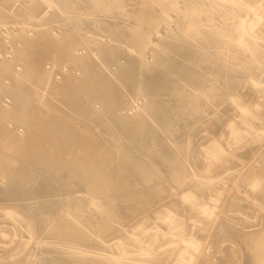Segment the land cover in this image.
Returning a JSON list of instances; mask_svg holds the SVG:
<instances>
[{"label":"bare ground","instance_id":"bare-ground-1","mask_svg":"<svg viewBox=\"0 0 264 264\" xmlns=\"http://www.w3.org/2000/svg\"><path fill=\"white\" fill-rule=\"evenodd\" d=\"M15 3L0 10V203L38 200L44 264H264V0ZM61 189L101 203L59 220Z\"/></svg>","mask_w":264,"mask_h":264},{"label":"rangeland","instance_id":"rangeland-1","mask_svg":"<svg viewBox=\"0 0 264 264\" xmlns=\"http://www.w3.org/2000/svg\"><path fill=\"white\" fill-rule=\"evenodd\" d=\"M12 2L15 3V0H0V10H3V5L4 7L7 8V13H10V9L13 4ZM245 2V0H232V5L234 7H232L233 9H236V7H239L238 5L240 3ZM179 3V2H178ZM11 4V5H10ZM181 4V3H179ZM15 5L17 6L18 3H15L13 5V9H15ZM17 8V7H16ZM23 16V15H22ZM173 17H169V18H164L163 21L160 22V25H164V23H167V26L169 28V30H165L162 29L161 31H159V36H163L166 33L172 34V36L176 35L177 29L176 27L173 25V21L172 19ZM24 18V16L22 17ZM170 20V21H168ZM172 23V24H171ZM27 25H29V22L25 19L21 20V23L18 24L17 26H19L20 29L23 30H27ZM97 26V25H96ZM8 27V26H7ZM0 28H3L0 25ZM92 31H96L95 29H92ZM263 33V32H261ZM149 35L152 36L154 35V32H149ZM226 39H233V46L236 47L237 50H239L241 48V46H245L247 44L246 38L243 37V30L242 28H240L238 31H233V30H229L226 33ZM92 36V34L90 35ZM262 38H264V33L261 35ZM153 39L150 38L148 39L147 45H148V50H152L153 48L150 46L153 43ZM5 43H8L7 41H3L0 43V45H4ZM222 43H220L219 45L221 46ZM186 47L183 46V48L181 49H185ZM214 49V48H213ZM147 50V51H148ZM211 52L213 53V50L211 49ZM84 53V52H80ZM94 54L96 52H93ZM0 57H1V53H0ZM48 69L50 67H47ZM20 68L18 67L17 70H19ZM67 70L64 69L63 72H66ZM258 72L257 70L254 71ZM79 73H77L78 75ZM57 79H59V76H56ZM263 80L262 77L255 79L256 85H259V83ZM6 85H9L8 82H6ZM36 98H40L42 100L43 96V92L41 90H37V92L34 94ZM228 97L227 100H232V98L236 97V93H228L226 95ZM7 96H5V98L2 100L3 103H9V100L6 98ZM45 99V97H44ZM233 101H235V99H233ZM139 103H134L132 104V106L128 109L127 114H134L136 112H138V108L137 105ZM208 112V111H207ZM101 125V124H100ZM10 128H12V124L8 125ZM102 126V125H101ZM104 126V125H103ZM19 132H22V130ZM108 132V131H105ZM207 134H205L206 136ZM204 135H202L201 137H199L198 139L202 138ZM196 140V139H195ZM106 146L103 147L102 150H106ZM101 150V152H103ZM100 152V153H101ZM115 154V152H113ZM261 155V154H260ZM257 161L254 160V162ZM239 171H238V170ZM231 170L233 172H231ZM229 172L233 173L231 175V177L229 178V180H227L226 182H223L224 186H226L227 188L230 187H235L236 183L240 181V179H237L234 184L233 181L235 180V177L239 176V178H242L243 174H238V172L240 173V167H233ZM236 170V171H235ZM235 171V172H234ZM237 174V175H236ZM210 178V176L208 177ZM61 194L58 195L59 196V201H60V206H59V210L60 212L58 213L59 215V220H73L74 217H78L81 214H84L87 211H91L93 210L94 206L96 204H100V201L95 200L96 198L94 197H88L86 199V201L84 202V195L83 192L78 191L76 193V197L78 198L77 203H73L71 201H69V194L68 191H65L63 189H61ZM234 192V191H233ZM242 193V190H241ZM231 194V193H230ZM10 203L9 201H4L2 200V202L0 203V253L3 257L4 260H6V258H8V256H10L11 258H14V260L17 264H44L45 260H43L44 257H42L41 255L38 254V249L35 247V245H29V239L32 237V235H30L31 231L29 229V219H32V222H37L35 219H33L34 217L32 216L31 212H33V210H38L40 209V204L38 202V200L36 199L35 202L30 203L29 205H24L21 204L20 202H17L15 207L16 208H11L10 206H8ZM38 205V206H37ZM226 209V206L224 205L223 209H221L219 214H223L224 210ZM2 211H11L14 215L12 216H5L2 213ZM28 213L31 214V216L28 215ZM35 225V224H34ZM56 224H53L47 228H45L44 230H37V235L40 236L41 238L44 236H49L51 235L50 233L53 232V229L55 228ZM13 227H20V229L18 230V232H16L15 235H13ZM37 226V225H35ZM30 231V232H29ZM67 239L71 240V236L69 235L68 237H66ZM63 241H65L63 239ZM70 241L67 240V242H63L60 246L61 247H70L69 246ZM63 252V251H61ZM9 261V260H8ZM7 262L4 261V264H6ZM3 264V263H2Z\"/></svg>","mask_w":264,"mask_h":264}]
</instances>
